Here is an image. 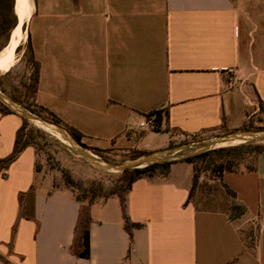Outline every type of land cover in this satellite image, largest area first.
Returning a JSON list of instances; mask_svg holds the SVG:
<instances>
[{
    "label": "crops",
    "instance_id": "obj_1",
    "mask_svg": "<svg viewBox=\"0 0 264 264\" xmlns=\"http://www.w3.org/2000/svg\"><path fill=\"white\" fill-rule=\"evenodd\" d=\"M22 29L39 67L35 103L87 147L156 153L171 133L237 130L264 108V0H33ZM153 113L158 131L140 132ZM20 124L0 113V159ZM172 165L165 179L131 184L125 213L142 227L130 240L117 197L89 207L84 259L70 252L75 194L46 181L24 148L0 170V264H264V156L254 172L223 174L245 207L232 220L231 199L187 203L192 174Z\"/></svg>",
    "mask_w": 264,
    "mask_h": 264
},
{
    "label": "trees",
    "instance_id": "obj_2",
    "mask_svg": "<svg viewBox=\"0 0 264 264\" xmlns=\"http://www.w3.org/2000/svg\"><path fill=\"white\" fill-rule=\"evenodd\" d=\"M14 0H0V50L5 46L8 41L10 30L16 25L17 19L13 11ZM3 42V44H1ZM19 46H17L16 51ZM26 48L28 56L26 62L31 64L33 67V85L31 86V100L21 101L19 99L10 97L11 101L15 102L21 108L26 111L51 121L64 127L71 137L83 148L97 153L102 150L87 147L81 141V134L77 132L72 127L63 123L57 116L48 111L42 106L35 103V92L36 85L38 81V63L35 61L32 50L30 47L29 39L26 41ZM2 92V90H0ZM1 114H13L10 110L0 104ZM21 124L16 131L15 140L11 153L5 158L0 159V170L2 171V176H6V170L10 163H12L20 152L32 145L30 144L33 139L32 128H28L29 123L20 118ZM160 116L155 113L156 126L155 131H158ZM27 132L25 133V131ZM245 131H249L248 128H243ZM36 136L43 137L44 134L38 129H34ZM256 131H264V126L256 129ZM146 154L141 151H131L129 159H133L140 155ZM211 154H216L220 159L219 162L209 160ZM259 156H264V144H253L245 143L236 146L223 147L213 149L212 151L203 152L191 158H186L180 162H185L192 165V178L191 185L189 189V194L187 198V203L190 202L194 188L197 184V168L194 165V161H199L202 163H208L205 170H209L213 175L214 179L217 180L222 188L223 192L231 199L233 202L227 208V214L230 220L240 218L245 213V207L235 200V192L230 189L226 184L222 182V176L225 173H238V172H254L257 169V158ZM249 159L245 163H242L244 159ZM242 159V160H241ZM208 161V162H207ZM177 162H163L155 163L142 168L124 170L123 172L114 176L112 181H110L106 186L100 179H91L86 184L81 180H73L70 176L62 173V179L65 187L69 188L75 195V201L80 204V209L78 213V219L74 227V237L70 245V252L73 256L77 258L87 259L89 257V238H88V227L90 223L89 207L97 202L103 201L110 197H117L119 200V206L121 209V215L123 220V229L127 234L129 240L131 239L132 231L135 229H140L142 224L131 222L125 213V196L128 193L131 184L141 178H160L165 179L168 175L169 168L172 164ZM257 225L255 226V229ZM14 226L12 228V234L14 232ZM248 242L252 244L254 242V236L250 234L247 236ZM0 261L7 263V260L0 255Z\"/></svg>",
    "mask_w": 264,
    "mask_h": 264
},
{
    "label": "rangeland",
    "instance_id": "obj_3",
    "mask_svg": "<svg viewBox=\"0 0 264 264\" xmlns=\"http://www.w3.org/2000/svg\"><path fill=\"white\" fill-rule=\"evenodd\" d=\"M15 5L16 2L14 0V13ZM25 28L26 25H23L24 30ZM10 33L8 42L10 39ZM1 44H3V42H1ZM18 46V50H15V61L13 65L7 72H0V90H2V92H0L8 99H11L10 97H13L21 101H30L32 96L31 86L33 85V67L31 64L26 62V58L28 56L26 39L25 41H23V43L20 42ZM27 122L30 126L28 128H32L33 139L31 140L30 144L35 151V168L38 171L42 172L44 177L48 178H46V181L52 182L54 186L57 187L64 185L62 173L67 174L73 180H81L84 184H86L91 179H100L105 186L110 181H112L113 178H115L114 176L119 174L107 172L93 166L83 158L77 156L76 153L69 147L64 138H62L60 135L44 128L38 127L40 126L38 124L37 126L29 121ZM263 126L264 108L262 107L257 114L253 115L243 126H241L237 130L218 128L213 131L189 136L178 133H171V139L169 141L167 149L156 153L161 155H168L193 152L207 140L233 132L245 131L243 130L244 127L248 128L250 132H259L256 131V129ZM34 129H38L43 132L44 136H36V132L34 131ZM26 132L27 130L25 131V133ZM239 144L245 143H226L220 145L217 148L236 146ZM253 144H264V142ZM89 152L97 156L101 160L113 164H120L130 160L129 156L131 154V151H116L113 149L102 150L100 152H97L96 154L91 151ZM191 157L194 156H189V158ZM209 160L219 162V160H222V158L220 159V157H218L216 154H211L209 156ZM248 160V158L244 159L242 163H245ZM180 161L181 160L176 161L178 163L173 164V168L179 170L182 175L190 176L191 174H193L192 165ZM207 164L208 163L194 161V165L197 168L196 174L198 176V180L190 201L198 209H224V207L226 206V201L229 198L223 192L219 182L214 179L210 171L207 169L205 170ZM64 191L67 193L72 192L67 187H65ZM249 234L251 236H254L255 234L254 220L252 221L251 225H249V228L243 232V237H247Z\"/></svg>",
    "mask_w": 264,
    "mask_h": 264
},
{
    "label": "water",
    "instance_id": "obj_4",
    "mask_svg": "<svg viewBox=\"0 0 264 264\" xmlns=\"http://www.w3.org/2000/svg\"><path fill=\"white\" fill-rule=\"evenodd\" d=\"M0 104L10 110L13 114L17 115L20 118L25 119L35 125H40L38 127L44 128L51 132H54L60 135L67 142L69 147L76 153L77 156L83 158L93 166L111 173H121L124 170L142 168L155 163L163 162H176L189 158V156H196L203 152L213 150L224 143L238 140L240 143H260L264 142V131L259 132H233L226 135H222L210 140H207L202 143V145L193 152L182 153V154H168L161 155L157 153H147L125 161L120 164H113L101 160L97 156L90 153L87 149L80 146L69 134V132L62 126L55 124L51 121H48L44 118L36 116L25 109L21 108L18 104L6 98L0 92Z\"/></svg>",
    "mask_w": 264,
    "mask_h": 264
},
{
    "label": "bare ground",
    "instance_id": "obj_5",
    "mask_svg": "<svg viewBox=\"0 0 264 264\" xmlns=\"http://www.w3.org/2000/svg\"><path fill=\"white\" fill-rule=\"evenodd\" d=\"M15 14L17 16V24L12 28L8 44L0 51V72H7L15 61V50L20 40L24 37V24L32 9L31 0H15ZM240 142L238 140L228 143ZM226 144V143H224ZM223 145V144H222Z\"/></svg>",
    "mask_w": 264,
    "mask_h": 264
},
{
    "label": "built area",
    "instance_id": "obj_6",
    "mask_svg": "<svg viewBox=\"0 0 264 264\" xmlns=\"http://www.w3.org/2000/svg\"><path fill=\"white\" fill-rule=\"evenodd\" d=\"M156 126L155 113L146 115L139 123L138 129L140 132H150Z\"/></svg>",
    "mask_w": 264,
    "mask_h": 264
}]
</instances>
